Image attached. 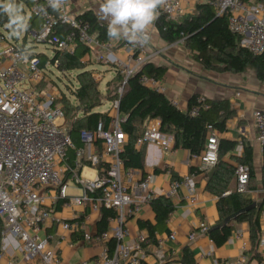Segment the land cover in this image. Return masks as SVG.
Segmentation results:
<instances>
[{"label":"built area","instance_id":"1","mask_svg":"<svg viewBox=\"0 0 264 264\" xmlns=\"http://www.w3.org/2000/svg\"><path fill=\"white\" fill-rule=\"evenodd\" d=\"M23 3L29 8L30 19L35 17L43 23L40 32H31L37 42L48 44L54 52H74L80 45L89 48L85 61L113 66L123 77L118 90L120 97L128 79L162 53L150 49L153 33L148 31L146 43L127 42L119 47L126 50L121 58L116 54L119 50L116 44L100 42L97 33H91L90 23L79 18L80 14L70 12V0ZM204 3L211 5L217 16H228L229 29L241 38L242 47L254 55L264 53V9L261 5L242 0H166L158 10L159 16L182 18ZM62 27L65 30L63 36L59 34ZM175 44L184 45V40ZM30 49L0 32V217L5 222L0 263L6 259V264H66L63 244L67 242L73 247L95 249L91 258H82L73 264H146L148 253L144 245L147 236L141 233L131 237L127 225L131 217L140 214L156 197L152 187L155 175H143L125 167L121 153L127 139L122 128L126 117L119 112V100L110 102L109 125L100 121L94 131L82 130L83 147L76 148L62 104V99L67 96L54 90L47 70L51 66L58 69L59 61L48 58L43 67L41 59ZM42 83L51 85L50 89L40 90ZM139 83L163 94L190 116H199L202 110L211 107L208 98L201 95L198 104L182 108L169 96V86L162 79L142 74ZM253 119L257 142L264 149V108L256 109ZM154 145L170 154L174 150L175 137L162 132L160 127L146 125L136 147ZM70 150L74 151L72 164L69 162ZM219 151L220 133L210 125L205 149L192 157L201 164L202 170H210L219 162ZM86 167L97 170L95 178L82 176ZM166 172L173 176L171 169ZM236 179L239 193L255 194L256 191L250 188L251 175L247 165L237 166ZM70 185L80 193H69ZM182 185L187 187L188 203L192 207L197 205L193 175L185 176L183 180L174 178L168 195L175 197ZM263 198L258 201L263 202V206L256 264H264ZM59 205L79 208L81 212L72 218L58 217ZM103 208L112 210L113 215L107 218V230L99 233L98 222ZM57 227L62 234L52 232ZM198 229L189 236L190 242H194L197 235L206 236L211 227L202 221ZM234 235L242 242V255L236 261H225L224 264H248L251 243L243 242L241 231ZM168 238L176 241L177 233L172 232ZM112 240L116 241L113 250L109 246ZM163 246L164 240H157L154 254L159 264L167 259Z\"/></svg>","mask_w":264,"mask_h":264},{"label":"trees","instance_id":"2","mask_svg":"<svg viewBox=\"0 0 264 264\" xmlns=\"http://www.w3.org/2000/svg\"><path fill=\"white\" fill-rule=\"evenodd\" d=\"M21 1L30 3L31 0ZM242 1L254 4H257L256 2L264 3V0ZM79 18L90 23L91 33H97L100 42H113L117 48L127 43L122 39L110 40L107 36V23L100 21L92 9L83 11L79 15ZM7 24H12V20L7 13L4 0H0V26L2 27ZM42 27L43 23L40 19L31 17L26 25V32L27 34L40 32ZM155 27L160 39L168 45H173L183 39L186 49L206 69L234 74L244 73L251 69L255 71L258 80L264 83V53L254 55L248 49L242 47L241 38L233 34L229 29L228 16L218 17L211 5L200 4L196 7L193 14L182 18L168 19L166 15L162 14L155 20ZM63 29L62 27L60 29L62 31H59L61 36L65 33ZM89 52V48L80 45L74 52L63 53L56 50L53 58L49 59L51 61H59L58 70L61 72L80 71L77 75L79 86L73 92L75 103L69 97L62 99L63 109L76 148L83 147L80 137L82 130L94 131L100 121H104L107 126L110 121L109 113L97 111L104 101L101 98L102 92L99 89V82L96 79L95 72L88 70V66L92 65L94 61L92 60L90 64L85 61V57ZM33 54L35 53L33 52ZM35 55L41 59L42 66L44 67L48 61V57L45 54ZM166 71V67L156 66L151 61L144 66L139 74L128 79L124 94L121 97L118 94V90L124 81L122 76L116 73L114 78L107 84V96L110 92L107 100L109 102L119 100L121 116L127 117L122 125L127 139L121 153V158L126 168L140 171L143 175L145 147L138 149L136 142L143 135L144 124L147 120H159L161 123L160 130L175 137L174 150L183 149L187 150L190 155H198L205 149L208 127L212 125L221 135L227 131V122L233 114L231 104L227 100L208 99L207 101L211 107L207 110H202L199 116L193 117L173 105L163 94L148 89L139 83V76L142 74L162 79ZM47 85V83H42L39 89L45 90ZM108 86L110 88L114 87L113 90L109 91ZM198 98L199 96H193L188 107L198 104ZM68 115H72L70 119ZM235 148L236 143L220 137L219 162L213 169L209 170L210 173L207 177L206 190L218 199L217 205L221 217L219 224L232 215L256 204L255 199L250 195L237 191L236 169L239 164L249 167L251 175L250 188L252 190H259L257 189V175L253 165V147L250 144L244 143V151L240 158L234 156L227 158V154ZM73 161L74 151L70 150V164ZM174 178L178 179V177ZM261 190L264 191V165ZM149 204L155 213L156 223L139 222L140 229L148 231V237L144 245L145 249L147 247L151 249L156 248L157 234L166 228L171 214L176 210L172 197L167 195L154 197ZM261 209L248 210L238 216L235 221H231L223 227L216 229L212 227L206 236L216 247L220 248L229 241L238 224H247L251 242V249L248 252L250 258L248 264H250L252 261L259 259L257 244L260 235ZM110 215H113V211L103 208L101 219L98 222L99 233L107 230V218ZM4 228L5 222L0 217V253L2 252ZM109 246L113 250L116 246V241L112 240ZM181 263L195 264L194 252L190 246H186L183 250Z\"/></svg>","mask_w":264,"mask_h":264},{"label":"crops","instance_id":"3","mask_svg":"<svg viewBox=\"0 0 264 264\" xmlns=\"http://www.w3.org/2000/svg\"><path fill=\"white\" fill-rule=\"evenodd\" d=\"M96 1L101 3L99 0ZM84 5V0H70L69 10L75 15H79L87 9L93 10L90 7L84 8ZM195 10L196 8L194 12ZM99 20L101 21V19ZM33 31L35 30L33 29ZM148 31L153 33L150 49L162 51L161 55L155 57L152 63L167 68L162 80L169 86V96L177 100L182 108H188L193 96L201 95L211 100H227L231 104L233 114L227 122V131L222 133L220 137L236 143V148L230 151L226 157L240 158L244 151V143L250 144L254 149L253 165L257 175V189H259L252 191L261 192L264 149L257 142V130L253 113L256 109L264 108V83L258 80L255 71L251 69L240 74L208 70L201 63L196 62L191 52L184 45L174 44L169 46L160 39L156 27L150 26ZM122 40L129 43L134 42L123 38ZM125 52V48H119L116 54L123 58ZM146 125L160 127L161 123L159 120H147L144 128ZM144 159V175H155L152 187L155 190L156 197L160 195L169 196L168 193L174 177L183 180L185 176L193 175L196 182L197 205L192 207L188 203L186 199L188 190L185 185H182L177 195L172 197L176 206L175 212L171 214L166 228L157 234V240H164L162 251L167 257L164 263H181L183 250L186 246H190L194 252L195 264H216L217 262L224 264L225 261H236L242 255L243 249L242 242L234 234L239 231L243 232V242H249L250 233L247 224H238L232 237L220 248L216 247L208 236L201 234L197 235L194 242L189 241V236L193 231L198 230L202 221L207 222L212 228L218 225L221 220L217 205L218 199L206 190L209 170L200 171L202 170L201 164L196 162L187 150L183 149L173 150L172 153L167 154L162 152L157 145L145 146ZM168 169H171L173 176L166 172ZM256 192L251 197L260 201L264 197V193L256 194ZM79 212H81L79 208H64L60 205L56 215L62 218H72ZM140 221L156 223V216L150 204L144 206L140 214L129 219L127 228L131 237L141 233L148 237V231L140 229ZM56 231L62 234L58 227L52 230L53 233ZM172 232L177 233L176 241L168 238ZM84 247H73L71 244L64 242L65 263L73 264L82 258H91L95 249ZM155 249V247L153 249L147 247L146 264H159L155 258ZM80 252L81 255H79ZM250 264H256V261L254 260Z\"/></svg>","mask_w":264,"mask_h":264},{"label":"rangeland","instance_id":"4","mask_svg":"<svg viewBox=\"0 0 264 264\" xmlns=\"http://www.w3.org/2000/svg\"><path fill=\"white\" fill-rule=\"evenodd\" d=\"M101 3L103 0H99ZM84 8H93L94 12L100 19V5L101 3H98L96 0H84ZM257 4L263 6L264 9V3L256 2ZM4 4L6 6L8 15L12 19V24H7L5 26H0V32L5 33L9 39L14 40L17 39L20 45H26L27 48H31L30 50L34 52L35 54H45L48 58H52L54 55V49L49 46L48 44L37 42L31 33L27 34L26 32V25L30 20V11L29 8L21 1L20 3L17 2V0H4ZM105 23L107 21L101 20ZM155 27V21L151 25ZM182 45V44H181ZM180 46V44L178 45ZM182 47V46H181ZM87 60V59H86ZM198 63V61L196 60ZM87 63H92V60H87ZM47 70L49 71V77L50 80L53 82L54 90H59L63 94H65L67 97H69L73 103H75L73 92L75 89L78 88V80L77 75L80 73V71H70V72H61L57 68H54L53 66L47 67ZM88 70L94 71L95 76L97 78V81L99 82V89L102 92V100L104 103L101 107L97 109L98 112L101 113H107L111 110L112 105L107 100L108 96H110V92L107 95L106 89L108 82L114 78L115 76V69L114 67H110L105 64H99L95 61L92 63V65L88 66ZM41 87V86H40ZM51 85H47L46 89H50ZM45 88V87H44ZM114 87H109L108 90H113ZM74 114V113H73ZM72 115H68V118L70 119ZM98 174L97 170L94 168L86 167L83 172L82 176L85 178L93 179ZM252 186V185H251ZM69 193H80V191L74 189L73 185H70ZM259 199H255L256 203ZM81 255V252L79 253ZM78 255V256H79ZM77 256V258H78ZM7 260L4 259V261L0 264H6Z\"/></svg>","mask_w":264,"mask_h":264},{"label":"clouds","instance_id":"5","mask_svg":"<svg viewBox=\"0 0 264 264\" xmlns=\"http://www.w3.org/2000/svg\"><path fill=\"white\" fill-rule=\"evenodd\" d=\"M166 0H103L100 19L107 21V36L146 43L148 29L159 16Z\"/></svg>","mask_w":264,"mask_h":264},{"label":"water","instance_id":"6","mask_svg":"<svg viewBox=\"0 0 264 264\" xmlns=\"http://www.w3.org/2000/svg\"><path fill=\"white\" fill-rule=\"evenodd\" d=\"M224 16H225V15H219L218 17H221V18H222V17H224ZM140 72H141V71H140ZM140 72H139V73H140ZM139 73H138V74H139ZM119 103H120V101H119ZM119 112H120V111H119ZM126 119H127V117H126ZM70 135H71V132H70ZM262 206H263V202L260 203V204L256 203V204H254L252 207H250V208H248V209H246V210H244V211H241V212H239V213H237V214H235V215H232L231 217L227 218L223 223L214 226L213 229H216V228H219V227H223V226H225L226 224L230 223L231 221H235V220L238 218V216H240L242 213H244V212H246V211H248V210H251V209H257V210H260ZM206 237H207V236H206Z\"/></svg>","mask_w":264,"mask_h":264}]
</instances>
